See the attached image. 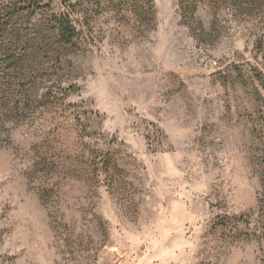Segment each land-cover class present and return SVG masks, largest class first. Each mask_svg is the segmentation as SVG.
I'll list each match as a JSON object with an SVG mask.
<instances>
[{"label": "rangeland", "instance_id": "obj_1", "mask_svg": "<svg viewBox=\"0 0 264 264\" xmlns=\"http://www.w3.org/2000/svg\"><path fill=\"white\" fill-rule=\"evenodd\" d=\"M36 6L0 3V264H264V4Z\"/></svg>", "mask_w": 264, "mask_h": 264}, {"label": "trees", "instance_id": "obj_2", "mask_svg": "<svg viewBox=\"0 0 264 264\" xmlns=\"http://www.w3.org/2000/svg\"><path fill=\"white\" fill-rule=\"evenodd\" d=\"M2 0H0L1 3ZM237 2H240L241 4L243 3H249V4H253V3H260V4H264V0H235ZM41 0H34V4L37 5L36 7H38V5L40 4ZM189 7H191L190 5H188ZM192 13V12H191ZM57 28H58V32L62 38V42L66 43V44H71L77 37H78V31L77 29L72 25L71 21L69 20V18H63L57 21ZM7 32V24L4 21H0V46L3 43V38L2 36ZM20 61L14 59V58H10V61L8 62L9 65H18ZM263 159H264V155H263ZM263 176H262V181H263V189H264V160H263ZM262 208H261V212H260V220L262 221V223L264 224V193L262 195ZM263 238H264V225H263Z\"/></svg>", "mask_w": 264, "mask_h": 264}]
</instances>
